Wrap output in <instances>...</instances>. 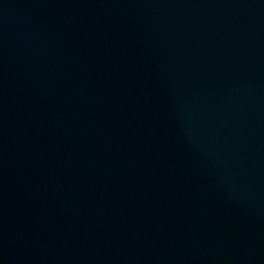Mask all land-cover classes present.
<instances>
[{"label":"water","instance_id":"95a60500","mask_svg":"<svg viewBox=\"0 0 264 264\" xmlns=\"http://www.w3.org/2000/svg\"><path fill=\"white\" fill-rule=\"evenodd\" d=\"M0 264H264V0H0Z\"/></svg>","mask_w":264,"mask_h":264}]
</instances>
